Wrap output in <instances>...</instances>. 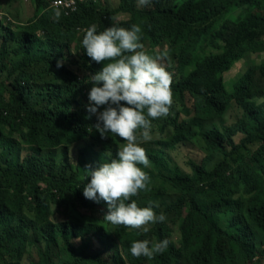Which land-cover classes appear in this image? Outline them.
<instances>
[{
    "label": "trees",
    "instance_id": "1",
    "mask_svg": "<svg viewBox=\"0 0 264 264\" xmlns=\"http://www.w3.org/2000/svg\"><path fill=\"white\" fill-rule=\"evenodd\" d=\"M53 1L33 0L34 14L23 25L0 17V256L17 254L1 264H261L255 245L264 243V0H151L143 9L129 8L130 0H119L118 8L108 0H79L75 12L61 8L58 21ZM93 24L97 32L137 24L148 54L167 51L175 60V74L166 69L172 74L170 115L151 121L158 141L141 144L153 169L138 167L152 187L133 199L153 207L141 200L180 194L164 211L155 210L174 216L180 245L159 223L139 234L123 225L110 231L81 213L107 204L84 197L86 168L117 158L125 143L93 127L107 105L88 112L91 75L102 69L82 46ZM238 64L245 73L230 94L224 76ZM234 104L237 122L219 126ZM238 134L243 138L236 143ZM193 141L205 155L201 163L190 159L186 174L173 163V150ZM252 146H258L254 152ZM72 147L77 158L61 162L58 156ZM53 206L71 213L55 221ZM164 239L167 249L151 259L130 254L135 240L151 247ZM76 240L80 255L62 261V250L71 254ZM95 243L103 250L95 252Z\"/></svg>",
    "mask_w": 264,
    "mask_h": 264
},
{
    "label": "clouds",
    "instance_id": "2",
    "mask_svg": "<svg viewBox=\"0 0 264 264\" xmlns=\"http://www.w3.org/2000/svg\"><path fill=\"white\" fill-rule=\"evenodd\" d=\"M138 2L144 6L151 0ZM61 15V8L56 7L53 18L58 21ZM141 39L142 29L137 24L130 28L107 27L100 32L93 24L83 35L85 54L98 64L99 69L102 68L91 75L88 98L94 106L90 105L88 112L96 114L98 107L107 105L98 114L93 127L102 137L111 133L125 141L117 158L99 164L95 169L86 168L88 183L84 185L83 195L91 200L98 197L107 203L104 219L112 225L147 232V225L163 222L166 216L163 213L157 215L151 206H138L133 199L141 191L149 190L150 184V177L138 165L149 171L153 169L150 154L148 157L141 144L153 140L151 121L170 115L173 92L172 74L161 63L169 59L168 52L150 55L144 50ZM61 64L62 61H57L58 68ZM122 101L128 106L121 105ZM149 244L148 240L133 241L130 254L151 259L162 254L169 241L164 239L152 243L151 247Z\"/></svg>",
    "mask_w": 264,
    "mask_h": 264
},
{
    "label": "rangeland",
    "instance_id": "3",
    "mask_svg": "<svg viewBox=\"0 0 264 264\" xmlns=\"http://www.w3.org/2000/svg\"><path fill=\"white\" fill-rule=\"evenodd\" d=\"M132 1L131 5L129 6L132 7L133 5L137 8V9H143L145 8L146 5L141 6L138 2V0H130ZM108 3L114 7V8H118L119 7V0H108ZM168 1H163L162 5H167ZM149 7L153 6V2H151L150 5H148ZM34 2L33 0H0V17L2 18H7L8 22H10L12 25H23L25 23H27L28 21H30L32 19V16L34 14ZM239 12L241 14L242 10L234 12V16L235 18L238 17ZM260 10L257 9L256 13L259 14ZM228 17V15H225L224 17L221 18L220 21L225 20ZM125 18V16L120 15L118 17V20H123ZM8 48L13 47L14 45L8 41V43H6ZM161 48H158L157 51H161ZM255 60L260 63L262 60L260 58V56H255L254 57ZM161 63L164 65V67L167 70H170L172 74H175L174 69L175 68V60L174 59H167V60H163L161 61ZM243 67V69H242ZM244 65L242 66L241 64L235 65L233 67V69L231 71H229L228 73H226V75L224 76V80H225V86L226 89L228 91V93L233 94L235 92V89L238 85V77L241 76L243 73H245V69H244ZM36 84H40L39 83V79H37L35 81ZM99 86V85H98ZM230 110L228 111V113L226 114V116L224 117L221 125V127L225 126H232L234 125L237 120H238V115H239V111L237 109V106L234 104L233 108H229ZM153 133V135H152ZM170 134V131L167 130L166 131V138H168ZM151 135L153 136V141H158V139L160 138V134L158 132V128L155 127L154 131L151 132ZM16 138H18V136L16 135ZM243 138L242 134H238L234 140L236 143H239L240 140ZM258 146H252L251 147V151L254 152L257 149ZM30 150V148L25 147L24 148V153H27ZM78 155V150L77 147H72L71 149L67 150V151H63L59 156V160L63 163H67L68 161H73L77 158ZM204 152L202 149V144L199 143V141H193V142H189L186 144H182L179 146L175 147V150H173V156L174 158H172L173 163L180 167L184 173L189 174V167L187 165V162L192 159L194 161H196L197 163H201L203 158H204ZM221 157V156H220ZM218 157V158H220ZM158 183H155V185H157ZM152 187V183H150L148 185V189H151ZM178 198H180V194H176L174 192H170L166 195H158V196H147L144 199L141 200V202L143 203H148L150 205H152L153 210H157L160 209V211H164L166 205H169L173 202H175ZM53 220L55 221H62L68 218V216L70 215V211L68 209H64V208H58L56 206H53ZM108 211V206L107 204L104 203V205L100 206L98 208V210L96 212H87L85 209L81 210V213L85 214L87 216V219L89 222H91L94 226H104L106 228H108V230L113 231L114 229V225H112L111 223H109L106 219H104V216L107 214ZM186 213V212H185ZM157 214V213H156ZM158 215V214H157ZM174 216L170 215L167 216L165 221L163 222H157L154 224H149L146 227H148V229L154 227L156 224L159 223V225H165L168 229V231H170L171 233V237L172 239L178 244L180 245V242L177 240L178 238V223H174L173 221ZM23 226H26L25 224H23ZM133 233L135 234H139V233H143V229H132L131 230ZM94 240H96V237H94ZM74 250L72 251L71 254H67L64 250H62V261L67 260V259H71L72 257H78L80 255V251H81V246H82V242L80 240H76L75 244H74ZM18 244H14V251L17 250ZM94 251H101L103 250V248L98 244L95 243L94 245ZM255 250L257 252V257L256 259L261 258L262 263L264 264V243L262 245H255ZM104 257V261L109 262L111 259V253H105L103 255ZM8 260H13L16 261L17 260V254L15 253L14 255H10L8 253L3 252V256H0V264L3 263L4 261H8ZM172 264H187L185 261H175Z\"/></svg>",
    "mask_w": 264,
    "mask_h": 264
},
{
    "label": "built area",
    "instance_id": "4",
    "mask_svg": "<svg viewBox=\"0 0 264 264\" xmlns=\"http://www.w3.org/2000/svg\"><path fill=\"white\" fill-rule=\"evenodd\" d=\"M78 1L79 0H54L52 2V6L53 7H60L63 8L65 10H67V12L70 10L71 12H75L78 9Z\"/></svg>",
    "mask_w": 264,
    "mask_h": 264
}]
</instances>
